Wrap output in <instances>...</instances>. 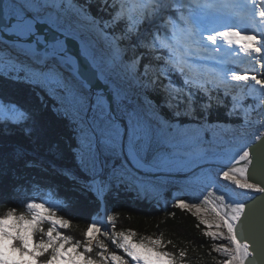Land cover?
Instances as JSON below:
<instances>
[{
	"label": "snow or ice",
	"instance_id": "snow-or-ice-1",
	"mask_svg": "<svg viewBox=\"0 0 264 264\" xmlns=\"http://www.w3.org/2000/svg\"><path fill=\"white\" fill-rule=\"evenodd\" d=\"M227 9L223 25L209 27L221 9L200 0H139L135 15L125 0H0V79L26 86L66 122L80 175L53 166L58 175L97 199L114 189L147 196L149 188L177 181L215 185L219 206L204 207L207 196L202 203L177 199L174 206L204 226L212 250L225 257L218 264H264V0H235ZM246 24L255 29L241 27ZM223 45L256 67L238 72L221 64L210 84L194 81L188 69L222 62L214 53ZM175 73L187 87L178 99L183 111L167 95ZM214 109H224L226 118L242 116L241 128L257 124V131L247 140L242 132L234 150H218L215 136L206 135L214 131L209 125L229 121L209 120ZM33 124L21 100L0 93V133L19 130L30 138ZM190 152L195 169L185 164ZM24 153L18 146L15 158ZM24 167L47 170L33 160ZM24 188L15 184L0 196L17 197ZM26 208L28 214L12 206L0 215V264H184L185 252L178 259L162 238L113 230L121 255L108 251L98 238L108 233L96 223L74 241L62 231L70 218L34 199ZM94 246L97 258L90 255Z\"/></svg>",
	"mask_w": 264,
	"mask_h": 264
},
{
	"label": "trees",
	"instance_id": "trees-1",
	"mask_svg": "<svg viewBox=\"0 0 264 264\" xmlns=\"http://www.w3.org/2000/svg\"><path fill=\"white\" fill-rule=\"evenodd\" d=\"M132 3V0H125L127 9ZM137 8L136 6L130 9L128 14L135 15ZM205 70L210 72L207 67ZM189 73L197 83L205 86L210 84L203 80L199 73ZM186 91L187 87L182 76L179 73L173 74L167 95L181 111L186 104H178V99H183ZM0 93L15 96L34 114V131L30 138H26L19 130L14 135L0 133V195L9 191L15 184L25 186L17 197L0 196V215H4L12 206L17 208L18 213L28 214L27 200L34 199L46 204V201L53 196L60 202L56 209L57 214L70 218V226L62 230L63 234L70 236L74 241H83L84 232L87 231L89 224L101 216V202L91 193L83 192L71 179L58 175L53 167H63L80 175L71 152L74 141L70 129L66 122L49 109L42 108L26 86L0 79ZM173 97L177 100H173ZM199 103L200 98H197L196 104ZM162 115L170 117L168 109H164ZM208 119L211 121L227 119L229 122L224 123L225 125H236L240 121L239 116L226 118L224 109H214ZM53 145L57 146L55 151L51 150ZM18 146L25 149L24 156L20 159L15 158V149ZM57 152L59 157L56 155ZM25 160L36 161L47 170L42 171L39 167L25 168ZM169 194L170 192H166L167 198ZM106 197L109 201L107 216L113 217L111 221L108 220L111 231H107V236L100 234L98 238L108 244L109 252H119L123 255L122 250H119L112 241L113 230L134 231L137 234L136 238H162L166 245L165 250L174 253L178 259L180 251L183 250L184 264H218V261L223 259L220 254L212 250L213 241L203 235L204 226L198 227L197 219L190 212L180 210L169 202L157 205L146 197H138L134 192L122 189H114ZM22 201L25 202L24 205ZM48 226V224L44 225L45 230ZM169 241L171 243H168ZM99 251V247L94 246V251L90 255L97 258L96 254Z\"/></svg>",
	"mask_w": 264,
	"mask_h": 264
},
{
	"label": "rangeland",
	"instance_id": "rangeland-1",
	"mask_svg": "<svg viewBox=\"0 0 264 264\" xmlns=\"http://www.w3.org/2000/svg\"><path fill=\"white\" fill-rule=\"evenodd\" d=\"M128 12V10H126ZM257 21L259 18H256ZM250 27L255 29L254 25L246 24V25H241V27ZM227 49V48H225ZM226 53V52H224ZM228 53H226L227 55ZM216 55V53H214ZM218 55V54H217ZM227 61L223 62L222 65L226 66L228 68H231L233 70H236L238 72L242 71H249L252 68L256 67V65L252 62L249 61L247 57H245L243 54L239 53L238 51H233V54H231V51L227 55ZM209 64H214L213 61H208L205 63H202L200 65L192 66L188 69L189 72H196L198 69H201L200 76L203 77H208L211 82L217 78V71L218 68L221 66L215 65L216 68H214V65L211 67V73L209 76L206 75V67H209ZM234 83V82H231ZM236 95H239V92L236 91ZM170 100V98H169ZM240 117V121L236 125H225L224 123H219L216 126L214 125H209L210 128H213L214 131H209L206 135L210 139L213 136H215L217 142L220 145V148L218 150L222 151H229L234 149V146H238V143L241 142V133L246 132V136L243 137L244 140H247L248 137L252 136L258 128L257 124H253L252 127L250 128H241V125L243 124V117ZM264 130V129H261ZM185 164L187 167L194 169L197 165V162L194 159V152H190L188 154L187 159L185 160ZM166 192H170L169 197H166ZM203 194V195H202ZM222 194L221 192L216 190L215 185H207L205 187L204 184L199 183L197 181H177L173 184H169L167 187H165L162 190H157L154 188H149L148 195L143 196L148 198L149 201L160 205V204H167L168 202L170 204H174V202L177 199H185L187 201H195V202H203V197L207 196L209 203L204 205V207L211 209V207L214 206H219V200L218 196ZM105 197V196H104ZM101 197L100 200L102 199H107V197ZM109 202V201H108ZM46 205L51 207L53 210L56 211V209L59 207L60 202L56 197L51 196L50 200L46 201ZM109 205V203H108ZM108 213V211H107ZM211 214V213H210ZM100 217H97L93 222L98 224L100 227H102V230L108 231L107 226L103 227L102 226V221L103 219L102 213L100 211ZM214 215V214H212ZM97 221V222H96ZM47 224V223H46ZM49 225V224H48ZM50 226V225H49ZM100 234H98L99 236ZM221 243H226V241H221ZM223 259L222 254H220Z\"/></svg>",
	"mask_w": 264,
	"mask_h": 264
},
{
	"label": "water",
	"instance_id": "water-1",
	"mask_svg": "<svg viewBox=\"0 0 264 264\" xmlns=\"http://www.w3.org/2000/svg\"><path fill=\"white\" fill-rule=\"evenodd\" d=\"M196 168V167H195ZM194 168V169H195ZM70 171H72V170H70ZM73 172V171H72ZM74 173V172H73ZM75 174H77V173H75ZM78 175V174H77ZM106 197V196H105ZM104 197V198H105ZM100 199V198H99ZM100 202H101V213H102V216H103V219H101V221H102V226L103 227H105V226H107V228H108V230H109V232L111 231L110 230V226H109V224H108V220H107V211H108V200L107 199H102V200H100ZM257 212H259V209L257 208ZM102 234V233H101Z\"/></svg>",
	"mask_w": 264,
	"mask_h": 264
},
{
	"label": "bare ground",
	"instance_id": "bare-ground-1",
	"mask_svg": "<svg viewBox=\"0 0 264 264\" xmlns=\"http://www.w3.org/2000/svg\"><path fill=\"white\" fill-rule=\"evenodd\" d=\"M208 24H209V27H221V26L223 25L221 22H217V21H209ZM245 27H246V26H245ZM225 48H227V49H225ZM223 50H224L225 52H227L228 54H229L230 51H231V53H233V50L230 49V48H228L227 45H223ZM228 54H227V55H228ZM232 150H234V149H232ZM229 151H231V150H229ZM107 220H108V217H107ZM96 222H97V221H96ZM101 228H102V227H101Z\"/></svg>",
	"mask_w": 264,
	"mask_h": 264
}]
</instances>
